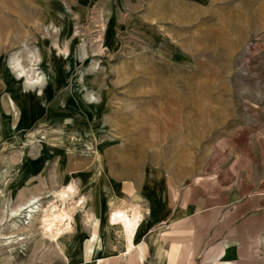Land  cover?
<instances>
[{"label":"rangeland","instance_id":"1","mask_svg":"<svg viewBox=\"0 0 264 264\" xmlns=\"http://www.w3.org/2000/svg\"><path fill=\"white\" fill-rule=\"evenodd\" d=\"M180 223L264 264V0H0V264H173Z\"/></svg>","mask_w":264,"mask_h":264},{"label":"bare ground","instance_id":"2","mask_svg":"<svg viewBox=\"0 0 264 264\" xmlns=\"http://www.w3.org/2000/svg\"><path fill=\"white\" fill-rule=\"evenodd\" d=\"M63 51H65L67 53L68 50H63ZM64 55H65V53H64ZM22 72H24V71H22ZM72 191H73V187L69 186L67 188V191H65L63 193V195L65 193L67 194V192L68 193L69 192L72 193ZM59 194H60V197H61L62 194L61 193H59ZM28 205H30V201L28 202ZM52 209H53L52 212L49 215L45 214L46 216L43 219V225L50 232L51 236H52V234L58 235V233L60 231L58 226L64 220L66 221V219L69 218V217L67 218L68 213L65 212L64 210H60L58 212V211L54 210L55 207H53ZM31 210H32V208H31ZM127 212L121 211V210H117V211L114 212V214H113V216L111 218V224L115 228H117L118 230L121 231V234H122V236H123V238L125 240L124 254L120 257V259L124 260L125 262H127L128 259L131 257V255L136 251V249H135V239H136V236H137L138 230L140 228V224H141V221L130 218V214H128ZM69 224H70V222H69ZM67 225L68 224H66V226ZM173 225H175V224H173ZM68 227H70V225ZM53 228H56L55 231H53ZM66 229H64V230H66ZM52 238H53V236H52ZM106 262L107 261L99 260V261L96 262V264H105Z\"/></svg>","mask_w":264,"mask_h":264},{"label":"crops","instance_id":"3","mask_svg":"<svg viewBox=\"0 0 264 264\" xmlns=\"http://www.w3.org/2000/svg\"><path fill=\"white\" fill-rule=\"evenodd\" d=\"M188 226L184 225V224H175L171 226V232H169V235L166 239H170L172 241H174L175 243L181 245L180 246V250H179V254L178 257L176 258V261L173 262V264H188V255L190 254V250L192 248V241H191V236H184L187 232ZM220 254L219 255H215L213 254L211 251H206L204 258H203V263L207 262V261H216V260H221L222 257L225 256L224 253V248L220 249ZM155 254V251H154ZM156 260V264H159L162 260L165 259L161 258L162 260L159 261L158 257H155ZM145 260V251L143 249H141V252L139 254H137L133 260H131V264H143V261ZM222 264H231L230 262H225Z\"/></svg>","mask_w":264,"mask_h":264}]
</instances>
